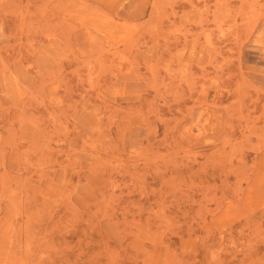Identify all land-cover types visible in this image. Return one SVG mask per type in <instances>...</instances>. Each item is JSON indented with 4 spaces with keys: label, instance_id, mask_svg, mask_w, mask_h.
I'll use <instances>...</instances> for the list:
<instances>
[{
    "label": "rangeland",
    "instance_id": "rangeland-1",
    "mask_svg": "<svg viewBox=\"0 0 264 264\" xmlns=\"http://www.w3.org/2000/svg\"><path fill=\"white\" fill-rule=\"evenodd\" d=\"M0 264H264V0H0Z\"/></svg>",
    "mask_w": 264,
    "mask_h": 264
}]
</instances>
